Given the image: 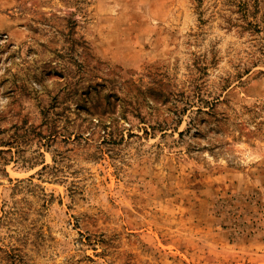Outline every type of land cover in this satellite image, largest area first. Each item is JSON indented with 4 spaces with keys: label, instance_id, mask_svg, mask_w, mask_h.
I'll return each instance as SVG.
<instances>
[{
    "label": "rangeland",
    "instance_id": "rangeland-1",
    "mask_svg": "<svg viewBox=\"0 0 264 264\" xmlns=\"http://www.w3.org/2000/svg\"><path fill=\"white\" fill-rule=\"evenodd\" d=\"M0 264H264V0H0Z\"/></svg>",
    "mask_w": 264,
    "mask_h": 264
},
{
    "label": "trees",
    "instance_id": "trees-1",
    "mask_svg": "<svg viewBox=\"0 0 264 264\" xmlns=\"http://www.w3.org/2000/svg\"><path fill=\"white\" fill-rule=\"evenodd\" d=\"M230 202H231V201H226V200L222 201V202L220 203L222 209H221L218 213L221 214V213L224 211L225 208L227 209L229 206H231V205H230Z\"/></svg>",
    "mask_w": 264,
    "mask_h": 264
}]
</instances>
